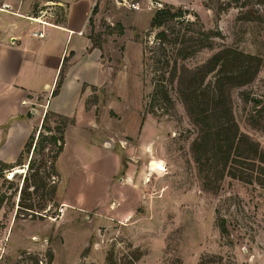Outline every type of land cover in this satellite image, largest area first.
I'll use <instances>...</instances> for the list:
<instances>
[{"label":"rangeland","instance_id":"obj_1","mask_svg":"<svg viewBox=\"0 0 264 264\" xmlns=\"http://www.w3.org/2000/svg\"><path fill=\"white\" fill-rule=\"evenodd\" d=\"M126 1L140 8L97 0L90 14L84 34L99 50L100 68L93 71L95 84L84 82L90 75H79L85 113L76 111L73 95L54 101L65 116L76 111L78 117L65 129L57 174L47 179L56 186L53 199L31 197L39 214L31 217L18 209L26 164L0 172V264H107L109 253L114 264L135 256L132 264H264V188L198 171L190 149L198 130L176 83L162 81L170 102L160 86L155 92L161 67L154 60L168 58L171 45L160 48L156 33L163 28L150 26L154 11L172 4L196 24L180 17L168 26L216 33L212 49L181 62L188 67L223 47L260 59L255 76L229 94L240 131L264 150V0ZM49 6L40 5L34 16L40 10L42 19L52 20ZM29 28L20 25L18 33L25 36ZM44 31L51 36L50 28ZM41 99L29 107L45 109ZM39 126L32 130L35 137Z\"/></svg>","mask_w":264,"mask_h":264},{"label":"trees","instance_id":"obj_2","mask_svg":"<svg viewBox=\"0 0 264 264\" xmlns=\"http://www.w3.org/2000/svg\"><path fill=\"white\" fill-rule=\"evenodd\" d=\"M172 8V4L158 8L150 20L152 28H163L156 33L160 48L164 43L171 45L168 58L163 61L154 60L161 67L155 92L160 86L161 95L166 97L164 100L170 102L162 81L167 79L169 83H176V91L184 110L198 130L190 149L200 173H209L212 170L214 176L228 175L244 182H254L264 188V150L257 141L240 131L232 112L229 94L231 87L248 83L255 76L259 70L260 59L252 54L223 47L201 64L195 67L186 66L181 63L184 59L204 48H213V35L216 33L204 28L182 30L168 26L171 19L182 17L181 21L185 20L181 9L173 11ZM194 16L198 20V16ZM194 21L186 19L184 22L194 26ZM210 74H213V78L206 80ZM61 81L62 69L55 84L57 88L52 90V95L56 94ZM72 123V117L46 111L37 136L34 133L29 135L14 164L0 163V172L26 164L27 172L19 189L18 209L31 217L39 215L35 210L36 205L30 201L31 197L39 196L42 200L50 201L54 197L56 186L47 179L57 174L56 159L63 150L65 129ZM24 153L28 156L25 162ZM205 177H209V174H205ZM42 206L44 204L37 207ZM220 228L222 231L226 230L223 222L220 223ZM134 259L137 257L125 259L121 264H132ZM106 261L107 264H114L111 253L107 255Z\"/></svg>","mask_w":264,"mask_h":264},{"label":"crops","instance_id":"obj_3","mask_svg":"<svg viewBox=\"0 0 264 264\" xmlns=\"http://www.w3.org/2000/svg\"><path fill=\"white\" fill-rule=\"evenodd\" d=\"M96 2L97 0H0V162L10 164L16 161L32 130L40 125L45 111L53 109V112L65 115L54 106V101L60 96H75L78 101L76 111L78 109L85 113L84 108H80L82 90L79 75L86 78L90 75L84 82L95 84L90 83L93 82V71L96 74L100 68L99 50L84 34ZM179 2L175 1L173 4ZM34 4L37 7L52 6L49 8L53 11L47 15L52 20L43 19L49 23L44 28L52 30L50 37L41 24L29 20L30 17L41 14L44 16L40 10L34 16L37 8H33ZM79 11L83 16L82 20ZM26 23L30 28L23 36L18 30L20 25L24 26ZM40 30L43 32L42 38L32 36V32ZM64 60L68 62L64 79L59 94L53 96L51 93ZM79 69L87 72L90 70V73H80ZM46 91L48 93L44 97ZM38 96L43 98L38 105L45 109L29 107ZM76 111L70 112V117L77 119Z\"/></svg>","mask_w":264,"mask_h":264},{"label":"built area","instance_id":"obj_4","mask_svg":"<svg viewBox=\"0 0 264 264\" xmlns=\"http://www.w3.org/2000/svg\"><path fill=\"white\" fill-rule=\"evenodd\" d=\"M124 3H127V5H128L129 8H132V9H135V10H138L140 8L139 2H137V1H135V2H127L126 0H124ZM40 13H42V12H40ZM40 16L42 17L43 14H41ZM40 16H38V17H30L29 19L31 21H34V22H37V23L41 24L42 27L45 26V25H49V23L47 21H45L43 19H40ZM31 34H32V36H36V37H40V38L43 37L42 30H40V31H34Z\"/></svg>","mask_w":264,"mask_h":264},{"label":"bare ground","instance_id":"obj_5","mask_svg":"<svg viewBox=\"0 0 264 264\" xmlns=\"http://www.w3.org/2000/svg\"><path fill=\"white\" fill-rule=\"evenodd\" d=\"M14 171H15V173H16V172L22 171V169H17V170H14Z\"/></svg>","mask_w":264,"mask_h":264}]
</instances>
